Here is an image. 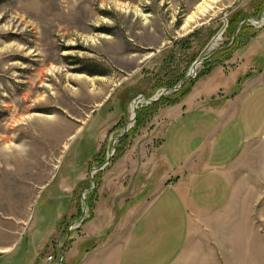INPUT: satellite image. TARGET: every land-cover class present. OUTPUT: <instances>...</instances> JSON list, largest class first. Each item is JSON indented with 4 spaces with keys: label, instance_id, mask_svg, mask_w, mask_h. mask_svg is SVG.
Returning <instances> with one entry per match:
<instances>
[{
    "label": "rangeland",
    "instance_id": "obj_1",
    "mask_svg": "<svg viewBox=\"0 0 264 264\" xmlns=\"http://www.w3.org/2000/svg\"><path fill=\"white\" fill-rule=\"evenodd\" d=\"M201 1L0 0V264H56L61 253L40 246L55 228L64 246L74 219L66 257L92 221L125 233L162 185L165 135L175 130L183 158L199 135L177 121L225 107L263 72L264 0H217L204 13ZM200 58L195 78L140 102L130 124L135 100L173 89ZM242 152L234 187L247 208L205 223L190 264H264V127Z\"/></svg>",
    "mask_w": 264,
    "mask_h": 264
},
{
    "label": "crops",
    "instance_id": "obj_2",
    "mask_svg": "<svg viewBox=\"0 0 264 264\" xmlns=\"http://www.w3.org/2000/svg\"><path fill=\"white\" fill-rule=\"evenodd\" d=\"M191 111L174 129L191 126L199 135L198 142L181 158V147L176 143L172 148L169 141L175 130L165 135L161 154L165 161L162 158L161 163L167 171L158 178L162 185L155 195L133 207L125 233L106 226L99 230L94 221L89 222L88 234L66 257L69 250L65 247L71 241L67 233L74 219L64 246L53 242L55 228L41 250H58L66 264H190L200 252L198 230L205 223L221 213L224 223H231L232 208H247L244 192L234 187V169L240 164L239 154L264 127V70L225 107ZM91 241H95L93 247H89ZM35 256H28L24 264H31Z\"/></svg>",
    "mask_w": 264,
    "mask_h": 264
},
{
    "label": "water",
    "instance_id": "obj_3",
    "mask_svg": "<svg viewBox=\"0 0 264 264\" xmlns=\"http://www.w3.org/2000/svg\"><path fill=\"white\" fill-rule=\"evenodd\" d=\"M224 30H222L216 37H214L212 39V41L209 43V45L206 47V51L208 50H211L212 49V45H213V42L216 41L217 37L218 36H222ZM237 33V32H236ZM204 62V59L203 58H200L198 59L193 65L192 67L190 68L189 72L186 74V76L179 82V84L174 87L173 89H168L164 92H162L161 94H159L158 96L156 97H153L152 99H145L144 97H139L137 100L134 101V105H135V110L133 111V115L130 119V124H133L134 121H135V118H136V110H137V106L140 104V102H145L146 104H153V103H156L157 101H159L161 98L165 97L166 95L168 94H171V93H174V92H177L181 89V87L186 84L188 81H190L191 79L195 78L196 77V70L197 68L202 65ZM128 131V128H126L124 130V133H126ZM114 154V151L112 153V155ZM111 155V156H112ZM110 161V158L107 159V162L103 165H101L100 167H98L97 169H93V172H97V171H101L104 166ZM91 184H92V188L89 190V191H85V194H88L89 192H91L93 189H94V184H93V178L91 176ZM84 199V198H83ZM87 213V206L85 205V208H84V212H83V215H85ZM84 221V218H81L79 221H77V223H82ZM76 223V224H77ZM74 225V224H73ZM70 231H68L67 233V240L69 239L70 237ZM63 262V255L62 253L60 254V257L58 258V264H62Z\"/></svg>",
    "mask_w": 264,
    "mask_h": 264
},
{
    "label": "bare ground",
    "instance_id": "obj_4",
    "mask_svg": "<svg viewBox=\"0 0 264 264\" xmlns=\"http://www.w3.org/2000/svg\"><path fill=\"white\" fill-rule=\"evenodd\" d=\"M217 0H202L199 5L196 7L197 8V11L200 12V13H204L208 8H211V5L216 2ZM193 16L191 17H188V24L187 26L189 25V23L193 22ZM220 39V36L217 37L216 41L213 42V45L215 42H217L218 40ZM212 45V47H213ZM135 110V105L133 104L132 107H131V113L133 115V111Z\"/></svg>",
    "mask_w": 264,
    "mask_h": 264
},
{
    "label": "trees",
    "instance_id": "obj_5",
    "mask_svg": "<svg viewBox=\"0 0 264 264\" xmlns=\"http://www.w3.org/2000/svg\"><path fill=\"white\" fill-rule=\"evenodd\" d=\"M227 50H228V49H226L225 51H227ZM223 52H224V51H223ZM214 56H216V55H213L212 57H214ZM88 73H89V72H88ZM92 73H94V71H90V74H92ZM182 79H183V78H182ZM182 79H181V80H182ZM181 80H180V81H181ZM177 84H178V83H177ZM174 93H176V92H174ZM103 164H104V163H103ZM58 258H59V257H58ZM58 258H57V261H58Z\"/></svg>",
    "mask_w": 264,
    "mask_h": 264
},
{
    "label": "built area",
    "instance_id": "obj_6",
    "mask_svg": "<svg viewBox=\"0 0 264 264\" xmlns=\"http://www.w3.org/2000/svg\"><path fill=\"white\" fill-rule=\"evenodd\" d=\"M51 260H52V258H51ZM56 264H58V263H56Z\"/></svg>",
    "mask_w": 264,
    "mask_h": 264
}]
</instances>
